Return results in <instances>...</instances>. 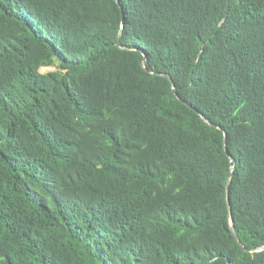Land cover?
Returning a JSON list of instances; mask_svg holds the SVG:
<instances>
[{
	"label": "trees",
	"instance_id": "trees-1",
	"mask_svg": "<svg viewBox=\"0 0 264 264\" xmlns=\"http://www.w3.org/2000/svg\"><path fill=\"white\" fill-rule=\"evenodd\" d=\"M263 245L264 0H0V264Z\"/></svg>",
	"mask_w": 264,
	"mask_h": 264
},
{
	"label": "water",
	"instance_id": "water-1",
	"mask_svg": "<svg viewBox=\"0 0 264 264\" xmlns=\"http://www.w3.org/2000/svg\"><path fill=\"white\" fill-rule=\"evenodd\" d=\"M120 30H121V27H120ZM169 80L171 82V79L170 78H169ZM171 88H172L173 93L175 95H177L176 90H175V87H174V85L172 83H171ZM230 158H231V161L234 162V158H232V157H230ZM232 168L230 169V172H229V175H228V179H227V182H226V187H227L226 190H227V192H228L229 177L231 175ZM227 202H228V209L230 210V204H229V201H228V196H227ZM231 223H232V220H231ZM230 232L234 236V238L238 241L237 233H236L235 228H234V226L232 224L230 226ZM260 248H264V245L261 246Z\"/></svg>",
	"mask_w": 264,
	"mask_h": 264
},
{
	"label": "rangeland",
	"instance_id": "rangeland-1",
	"mask_svg": "<svg viewBox=\"0 0 264 264\" xmlns=\"http://www.w3.org/2000/svg\"><path fill=\"white\" fill-rule=\"evenodd\" d=\"M54 68V66H45V67H42L41 68V71H47V70H51V69H53Z\"/></svg>",
	"mask_w": 264,
	"mask_h": 264
}]
</instances>
